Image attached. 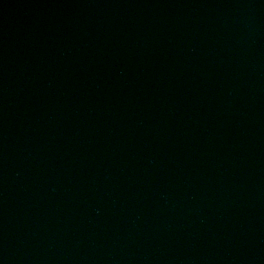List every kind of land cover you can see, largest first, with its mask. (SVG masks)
I'll return each instance as SVG.
<instances>
[{"label":"water","instance_id":"water-1","mask_svg":"<svg viewBox=\"0 0 264 264\" xmlns=\"http://www.w3.org/2000/svg\"><path fill=\"white\" fill-rule=\"evenodd\" d=\"M0 264H264V0H0Z\"/></svg>","mask_w":264,"mask_h":264}]
</instances>
